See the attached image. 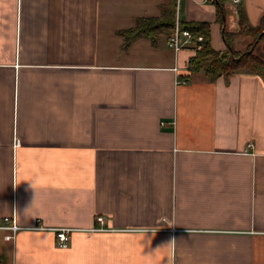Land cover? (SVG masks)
<instances>
[{
  "label": "crops",
  "instance_id": "obj_1",
  "mask_svg": "<svg viewBox=\"0 0 264 264\" xmlns=\"http://www.w3.org/2000/svg\"><path fill=\"white\" fill-rule=\"evenodd\" d=\"M177 2L217 51L238 8L264 23V0H226L222 23ZM166 3L0 0V264H264V81L189 74L165 35L123 49Z\"/></svg>",
  "mask_w": 264,
  "mask_h": 264
},
{
  "label": "trees",
  "instance_id": "obj_2",
  "mask_svg": "<svg viewBox=\"0 0 264 264\" xmlns=\"http://www.w3.org/2000/svg\"><path fill=\"white\" fill-rule=\"evenodd\" d=\"M177 1L167 0V3L161 7L159 16L138 18L133 27L119 31L118 35L123 38V49H127L138 39H147L156 46L160 36L169 37L174 30L178 17ZM213 2L217 5L218 20L222 23L226 0H213ZM238 13V34L246 33L253 37L255 32L264 26L263 23L258 27L251 28L247 25L243 10L238 8ZM180 26L181 29L190 31L194 38L204 37L203 47L196 50L195 55L189 61V74L203 73L209 80L215 81L219 77L229 78L242 72H248L264 81V59L257 54L242 55L241 52L232 50L235 33L225 30L223 35L227 48L223 51H217L211 46L209 23L180 22Z\"/></svg>",
  "mask_w": 264,
  "mask_h": 264
},
{
  "label": "built area",
  "instance_id": "obj_3",
  "mask_svg": "<svg viewBox=\"0 0 264 264\" xmlns=\"http://www.w3.org/2000/svg\"><path fill=\"white\" fill-rule=\"evenodd\" d=\"M205 1H211L213 0H205ZM233 3H238L239 0H230ZM204 41L203 36H199L197 38H194L193 34L188 30L181 29L180 21L177 17L174 30L172 34L168 37L167 44L170 49H172L175 53H178L179 51L191 48L196 50H200L202 46V42ZM196 46V47H195ZM183 83L185 81H182ZM5 222L7 225L1 226V229L11 231L12 235H7V240H12L14 238V234L16 233L18 227L15 224L14 219L10 220L9 218H5ZM97 222L100 225V228L98 230H106L104 227L106 224V220L103 216L97 217ZM70 233L71 229L69 228H59L56 230V240H57V246L61 249H66L69 246L70 243Z\"/></svg>",
  "mask_w": 264,
  "mask_h": 264
},
{
  "label": "rangeland",
  "instance_id": "obj_4",
  "mask_svg": "<svg viewBox=\"0 0 264 264\" xmlns=\"http://www.w3.org/2000/svg\"><path fill=\"white\" fill-rule=\"evenodd\" d=\"M237 32H234L235 35H239L242 37H249L250 38L248 40L249 43L243 44L241 46L240 51H236L234 46L232 45L233 46L232 50L236 52H241L242 55H245L247 53H253V54H257L260 57L264 58V26H261L260 29L255 32V36L253 35V37L247 35L246 33L238 34Z\"/></svg>",
  "mask_w": 264,
  "mask_h": 264
}]
</instances>
